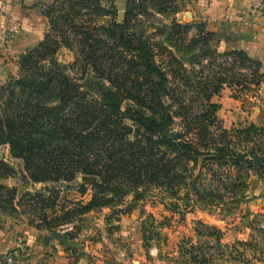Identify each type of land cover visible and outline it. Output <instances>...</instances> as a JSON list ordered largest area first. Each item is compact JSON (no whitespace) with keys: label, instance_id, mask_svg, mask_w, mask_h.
Segmentation results:
<instances>
[{"label":"trees","instance_id":"16d2710c","mask_svg":"<svg viewBox=\"0 0 264 264\" xmlns=\"http://www.w3.org/2000/svg\"><path fill=\"white\" fill-rule=\"evenodd\" d=\"M109 1L108 8L102 0L43 5L48 32L21 58L19 79L0 86V146L23 162L22 182L43 186L20 195L18 188L2 183L17 173L0 160V216H22L28 226L54 233L68 225L79 232L85 215L107 208L110 224L147 199L171 201L174 211H240L248 200L250 176L264 185V126L231 131L220 126L219 107L210 99L219 94L221 77L212 80L201 115L186 116L192 109L170 88L140 19L152 17L149 3L157 13H167L177 10L178 0H128L121 8ZM110 12L114 17L100 24ZM189 27L174 21L172 29L186 33ZM197 29V41H203V28ZM75 46L73 66L82 69L80 79L69 77L57 60L63 47ZM233 56L248 63L255 86L264 84L258 61L243 51ZM131 195L132 204L117 209ZM75 196L91 199L85 203ZM251 225L264 234L258 220ZM200 226L197 236L204 241L181 247L184 262L223 264L240 258L223 249L248 246H225L221 231ZM144 239L145 244L150 240ZM254 248L264 263V248Z\"/></svg>","mask_w":264,"mask_h":264},{"label":"rangeland","instance_id":"374dc122","mask_svg":"<svg viewBox=\"0 0 264 264\" xmlns=\"http://www.w3.org/2000/svg\"><path fill=\"white\" fill-rule=\"evenodd\" d=\"M52 1L22 0L27 13L30 10L35 22L37 21L39 30L32 47L20 55L13 53L14 36L20 29L9 36V50L6 51L9 53L0 51V55L7 59L5 62L8 64L0 71V86L11 79H19L21 58L43 41L49 26L47 19L42 18L41 9ZM127 2L128 0H116L115 4L121 8ZM102 4L108 8L111 1L102 0ZM151 5L149 3L147 12L152 17H140L147 28L143 31L144 36L154 46L157 64L168 74L170 88L177 91L182 103L192 109L186 116L194 120L201 115L200 103L206 102L204 97L211 91L212 80L221 77L223 83L220 92L210 99L211 104L219 107L216 116L220 126L227 131L243 130L251 125L263 127L264 84L255 86L248 63H241L233 56L237 50L229 43L231 34L216 31L207 21L200 20L193 13L189 0H178L177 10L167 13H157ZM122 13L120 10L119 17ZM113 17V12H110L99 23L103 24L104 20L110 21ZM174 21L179 25L191 27L186 29V33L183 30L174 32ZM118 22H121L120 18ZM45 23L47 28L44 30ZM11 26L7 20L2 21L0 37H5ZM199 26L204 32V35H200L203 39L200 42L197 41ZM77 50L76 46L73 49L63 47L57 60L67 67L66 74L69 77L80 79L82 69L73 66ZM259 63L262 66L259 73L264 76V64ZM143 80L145 79L141 78L139 81L143 83ZM143 84L145 85V82ZM169 101L173 103L172 100ZM181 121L177 119L178 123ZM0 160L9 164L17 173L3 181L4 185L18 188L20 195L27 190L39 191L43 187L26 184L20 180L24 164L21 160L11 157L7 146H0ZM248 184L247 202L240 207V211L229 215L199 207L174 211L169 205L171 201L161 203L159 199H147L140 202L131 213L115 217L110 224L106 218L110 217L111 210L107 208L102 212L85 215L83 223L79 224V232L72 229L73 225H68L54 233L40 232L28 226L26 218L22 216H0V264H6L8 258L14 259L15 264H190L181 258L180 249L189 243H203L204 239L200 240L196 232L202 229L200 224L221 231L222 243L225 246L235 247L237 242L248 245L223 249L224 254L232 251L233 257H240L239 260H226L223 264H264L259 262L260 254L257 248V251L254 248L256 245L264 248V234L254 230L251 225L256 220L264 225V185L253 175L250 176ZM72 198L74 192H71L69 200H73ZM75 198V201L83 200L88 203L91 196ZM133 201L134 197L128 196L117 209L124 210ZM145 236L150 238L147 244ZM21 245L23 248H20Z\"/></svg>","mask_w":264,"mask_h":264},{"label":"crops","instance_id":"0c3cea01","mask_svg":"<svg viewBox=\"0 0 264 264\" xmlns=\"http://www.w3.org/2000/svg\"><path fill=\"white\" fill-rule=\"evenodd\" d=\"M251 1L189 0L193 13L200 20L207 21L216 31L231 34L229 43L234 50L243 51L252 59L264 64V13L253 15ZM27 11L22 5V0H0V27L2 21L7 20V23L17 24L20 29L14 36V55H20L32 47L39 30L34 16L30 10L29 13ZM42 18L45 19L43 16ZM44 27L45 30L47 23ZM6 60L0 55V71L8 66Z\"/></svg>","mask_w":264,"mask_h":264},{"label":"built area","instance_id":"2783aa9c","mask_svg":"<svg viewBox=\"0 0 264 264\" xmlns=\"http://www.w3.org/2000/svg\"><path fill=\"white\" fill-rule=\"evenodd\" d=\"M251 13L253 15H258L260 13H264V0H252L251 1ZM19 30V26L17 24H13L9 28V33L5 35V37H0V51H3V53L8 54L9 52H6L9 50L8 42H10L9 36L17 32ZM7 45V46H6ZM2 53V52H1ZM20 248H23V245L20 246ZM14 259L8 258L6 261V264H15L16 261H13Z\"/></svg>","mask_w":264,"mask_h":264}]
</instances>
